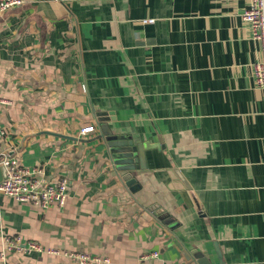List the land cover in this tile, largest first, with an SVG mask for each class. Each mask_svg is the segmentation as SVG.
I'll use <instances>...</instances> for the list:
<instances>
[{"label": "crops", "instance_id": "obj_1", "mask_svg": "<svg viewBox=\"0 0 264 264\" xmlns=\"http://www.w3.org/2000/svg\"><path fill=\"white\" fill-rule=\"evenodd\" d=\"M248 2L23 0L0 15L1 146L68 182L63 207L0 193V249L6 236L41 246L7 264H74L62 251L264 264L262 52ZM101 130L121 143L133 190Z\"/></svg>", "mask_w": 264, "mask_h": 264}, {"label": "built area", "instance_id": "obj_2", "mask_svg": "<svg viewBox=\"0 0 264 264\" xmlns=\"http://www.w3.org/2000/svg\"><path fill=\"white\" fill-rule=\"evenodd\" d=\"M248 5L241 13L242 19L250 27L251 36L259 40L262 59L253 64V75L256 85L264 87V0H248ZM23 5V0H0V15L12 8ZM146 21H153L147 19ZM4 102L0 98V103ZM93 124L84 125L79 129L78 136L83 137L93 132ZM8 137L6 129L0 126V166L4 169V176L0 179V193L12 197L16 201H26L41 208L49 206L63 207L68 182L65 177H49L42 166L27 167L3 149L1 142ZM39 243L29 240L25 243L18 236H6L0 249V264H7L6 257L11 251L28 252L39 250ZM57 253L58 251L55 250ZM59 253V252H58ZM62 255L74 264H106L110 262L107 255L91 254L85 251H62ZM157 252L144 253L142 259L156 257Z\"/></svg>", "mask_w": 264, "mask_h": 264}, {"label": "water", "instance_id": "obj_3", "mask_svg": "<svg viewBox=\"0 0 264 264\" xmlns=\"http://www.w3.org/2000/svg\"><path fill=\"white\" fill-rule=\"evenodd\" d=\"M102 138L104 145L106 147L107 153L110 156V160L113 164L114 169L120 170L118 171L121 180L124 182L126 186H129L130 190H133L135 184V178L132 177L131 173L128 171L130 169L129 159L124 151L120 150V142L114 140V137L111 135L105 134L104 131H100V133L95 137V139ZM4 176V169L0 166V179ZM156 215L159 212H154ZM163 219V218H161ZM165 219V218H164ZM167 221V220H166ZM194 252V251H192ZM194 254V253H193Z\"/></svg>", "mask_w": 264, "mask_h": 264}]
</instances>
